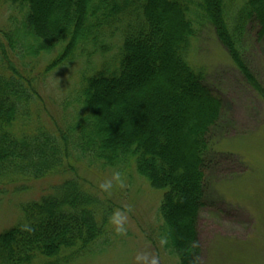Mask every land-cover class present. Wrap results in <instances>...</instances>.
I'll return each instance as SVG.
<instances>
[{
    "label": "trees",
    "instance_id": "16d2710c",
    "mask_svg": "<svg viewBox=\"0 0 264 264\" xmlns=\"http://www.w3.org/2000/svg\"><path fill=\"white\" fill-rule=\"evenodd\" d=\"M5 3L0 191L63 179L20 205L16 223L0 232V264H69L107 245L113 210L68 159L132 170L160 194L150 242L176 264H200L196 215L209 202L204 169L220 101L204 88V70L191 63L192 45L203 27L213 29L245 82L264 99L244 57L247 31L264 39V0ZM39 64L43 76L76 68L74 93L56 105L63 112L59 120L45 114Z\"/></svg>",
    "mask_w": 264,
    "mask_h": 264
},
{
    "label": "rangeland",
    "instance_id": "374dc122",
    "mask_svg": "<svg viewBox=\"0 0 264 264\" xmlns=\"http://www.w3.org/2000/svg\"><path fill=\"white\" fill-rule=\"evenodd\" d=\"M5 2L2 0L0 8V29L5 28L9 15ZM247 33L244 57L264 92V39L258 41L253 28ZM190 61L204 70V88L220 101L217 123L210 132L212 149L204 169L205 201L209 202L196 215L200 264H264V99L245 82L213 29L203 27L198 32ZM39 65L35 67L38 73L43 69ZM70 67L46 76L39 73L36 81L45 114L55 120L63 117L56 105L76 89V68ZM38 73L34 71L33 75ZM67 164L113 210L107 226V245L100 244L90 255L69 264H152L153 260L155 264H176L158 249L157 243L150 242L157 225L158 192L132 170L125 169L121 171L123 186L114 183L105 192L99 185L114 170L72 159ZM62 179L63 176H51L31 181L29 187L19 185L6 193L0 191V232L16 223L21 204L37 200ZM120 219H124L123 231L116 230Z\"/></svg>",
    "mask_w": 264,
    "mask_h": 264
},
{
    "label": "clouds",
    "instance_id": "9594fccd",
    "mask_svg": "<svg viewBox=\"0 0 264 264\" xmlns=\"http://www.w3.org/2000/svg\"><path fill=\"white\" fill-rule=\"evenodd\" d=\"M114 183H118L121 186H123V179H122V173L119 170L113 171L110 178L106 179L104 182H102L99 187L102 191H109ZM126 219V218H124ZM124 219H120L116 221V230L117 231H123V223ZM26 230H30L27 225H24ZM152 264H155V260H153Z\"/></svg>",
    "mask_w": 264,
    "mask_h": 264
}]
</instances>
